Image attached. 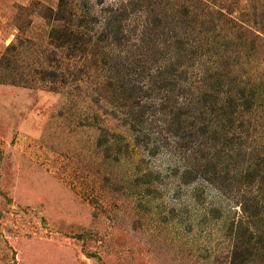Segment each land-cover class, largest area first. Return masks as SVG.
Segmentation results:
<instances>
[{"label": "trees", "instance_id": "16d2710c", "mask_svg": "<svg viewBox=\"0 0 264 264\" xmlns=\"http://www.w3.org/2000/svg\"><path fill=\"white\" fill-rule=\"evenodd\" d=\"M37 5L49 29L42 46L48 66L20 65L29 40L19 36L1 56L0 85L88 98L97 107L98 146L116 162L169 150L177 190L198 185L195 207L200 187H215L228 216L208 206L205 220L191 225L221 222L219 237L195 240L186 255L163 243V264H264V0ZM152 174L133 182H160ZM150 189L135 200L151 203Z\"/></svg>", "mask_w": 264, "mask_h": 264}, {"label": "rangeland", "instance_id": "374dc122", "mask_svg": "<svg viewBox=\"0 0 264 264\" xmlns=\"http://www.w3.org/2000/svg\"><path fill=\"white\" fill-rule=\"evenodd\" d=\"M37 4L56 8L58 0H0V59L20 36L29 40L20 65L48 66L42 46L49 29ZM96 112L88 98L0 85V264H163V243L186 255L206 236L219 237L221 222L191 225L205 220L208 206L228 216L229 203L215 187H200L195 207L198 185L177 190L169 150L116 162L98 146ZM146 172L160 182L134 184ZM149 186L151 203H138Z\"/></svg>", "mask_w": 264, "mask_h": 264}]
</instances>
